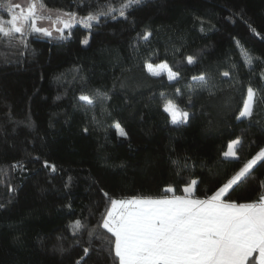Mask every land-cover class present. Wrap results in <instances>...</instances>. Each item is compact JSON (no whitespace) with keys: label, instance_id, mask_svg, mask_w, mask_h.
<instances>
[{"label":"trees","instance_id":"16d2710c","mask_svg":"<svg viewBox=\"0 0 264 264\" xmlns=\"http://www.w3.org/2000/svg\"><path fill=\"white\" fill-rule=\"evenodd\" d=\"M38 1L78 17L98 5L106 10L122 3ZM113 16L101 17L91 29L72 27L67 39L28 33L27 47L19 35L15 47L0 43V264H116L102 242L87 243L88 230L111 235L96 227L110 206L103 192L116 199L180 196L195 179V196L204 199L264 147V0H144L129 10L128 20ZM9 18L0 8V20ZM145 30L152 37L137 41ZM242 50L254 58V72ZM189 55L196 64H187ZM146 61L167 62L180 81L152 77ZM201 73L209 88H197L188 104L191 77ZM249 86L257 90L254 115L237 119ZM95 90L110 99L95 110L81 107L77 97ZM162 93L189 110L188 124L170 123ZM115 122L127 137L119 136ZM73 124L88 131L61 140V131ZM237 137L244 144L240 159L225 160L227 145ZM36 156L57 172L44 169ZM17 162L24 168H14ZM253 172L229 193L232 201H258L264 167L258 164ZM76 220L87 226L83 234H72ZM84 247L90 248L86 256Z\"/></svg>","mask_w":264,"mask_h":264},{"label":"snow or ice","instance_id":"6c2138e0","mask_svg":"<svg viewBox=\"0 0 264 264\" xmlns=\"http://www.w3.org/2000/svg\"><path fill=\"white\" fill-rule=\"evenodd\" d=\"M143 4L144 0H122L119 8L109 4L106 10L98 5L95 11L80 18H77L75 13H65L68 19H58L57 23L62 24L63 27L57 28L56 31L60 33L61 39H67L64 30L71 29L73 21L91 29L94 23L101 22V17L116 19L113 13H118L119 17L128 20L129 10H135ZM0 8L6 9L10 14V19L7 21L0 20V37L4 38L0 43L15 47V41L19 35V42L27 47L24 36L29 32L42 33L46 37L52 36L49 29L38 27L36 24L37 20L43 18L37 14L36 3H31L25 12L21 4L14 5L11 0L6 2L0 0ZM201 23L203 24L202 20ZM249 28L255 32L251 25ZM201 30L203 31V28ZM150 37L152 32L145 30L143 34H138L137 41L147 42ZM83 43L87 45L88 39L85 38ZM133 46L137 47L138 44ZM242 51L244 62L249 66V70L254 72L255 69L252 66L254 58L246 50ZM186 62L188 65H194L197 61L195 57L189 55L186 57ZM145 66L152 77L166 75L169 82L177 83L181 79L180 72L174 71L167 62L153 65L146 61ZM222 75L229 77L230 72L224 71ZM259 75L261 79H264V71H261ZM191 81L193 83L188 85V104H191L192 93L197 88L201 90L209 88V80L205 73L193 75ZM123 86L122 84L121 87ZM175 91L176 96L180 97V89L177 87ZM161 97L165 101L163 110L169 115L172 125L179 127L189 123V110L181 108L178 103L163 93ZM109 99L107 93L99 90H95L92 95L82 92L77 97L81 107L92 110H95L97 106L103 107ZM260 99L264 100V96ZM256 102L257 90L249 86L247 100L237 119L251 120ZM112 126L119 136L127 137L128 133L119 122H115ZM84 131L87 132L88 129L85 128ZM243 147L241 138L232 140L223 153L225 160H239L238 149ZM33 159L41 163L44 169L52 173L57 172L56 165L48 160H41L39 156ZM258 164L264 167V147L260 148L252 159L244 163L243 167L210 197L204 199L195 196L198 183L195 179L184 187V195L163 198L116 199L101 189L110 206L102 214L96 227L111 235L107 236L103 231L94 229L88 230L87 243L91 245L97 241L102 242V250L110 254L114 252L116 264H264V191L261 192L258 201L251 203H236L229 195L254 176L253 169ZM13 167L23 169L24 164L17 162ZM70 180L71 177H69ZM261 188L264 189V181H261ZM165 191L174 193L175 190L168 187ZM70 228L72 234L77 235L83 234L87 226L81 220H76ZM89 250V247H84L85 256Z\"/></svg>","mask_w":264,"mask_h":264},{"label":"rangeland","instance_id":"374dc122","mask_svg":"<svg viewBox=\"0 0 264 264\" xmlns=\"http://www.w3.org/2000/svg\"><path fill=\"white\" fill-rule=\"evenodd\" d=\"M11 2L14 5L21 4L25 12L31 3H36L37 14L43 17L42 19H39L36 21L37 26L49 29L52 32L51 37H55V38L60 37V33L56 31V29L62 28L63 25L58 24L57 20L58 19L67 20L68 17L65 15V12L55 11V10H51V9L44 8V7L41 8V5L38 0H12ZM16 11H19V10H16ZM77 18H80V17L77 16ZM77 25H79V23H76L75 21H73V27ZM66 30L68 29L64 30V34ZM29 33H32V32H29ZM34 34L43 35L42 33H34ZM80 136H84V130L82 127H80V125H76V124H73V126H70L69 128L63 129L60 133V138L61 140H64V141H69V140H72Z\"/></svg>","mask_w":264,"mask_h":264}]
</instances>
